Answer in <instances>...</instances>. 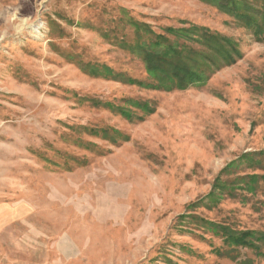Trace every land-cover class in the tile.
Returning a JSON list of instances; mask_svg holds the SVG:
<instances>
[{
    "label": "rangeland",
    "instance_id": "1",
    "mask_svg": "<svg viewBox=\"0 0 264 264\" xmlns=\"http://www.w3.org/2000/svg\"><path fill=\"white\" fill-rule=\"evenodd\" d=\"M0 264H264V0H0Z\"/></svg>",
    "mask_w": 264,
    "mask_h": 264
}]
</instances>
